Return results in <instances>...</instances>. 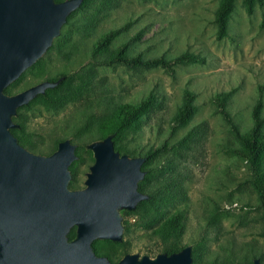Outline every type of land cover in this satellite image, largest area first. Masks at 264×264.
Wrapping results in <instances>:
<instances>
[{
  "label": "rangeland",
  "instance_id": "374dc122",
  "mask_svg": "<svg viewBox=\"0 0 264 264\" xmlns=\"http://www.w3.org/2000/svg\"><path fill=\"white\" fill-rule=\"evenodd\" d=\"M218 3L121 0L117 7L99 14L92 28L84 32L85 18L94 10L87 7L62 28L61 33L64 29L69 32L68 41L61 46L53 43L52 49L6 88L13 95L46 80L68 77L63 91L72 94L73 100L63 109L50 111L35 104L21 110L25 131L40 150L33 153L43 156L52 154L58 142L66 139L81 148L99 140L97 127L120 104L137 105L151 93L161 103V110L144 115L138 131L126 139L129 153L125 154L146 161L148 154L158 151L149 167L165 169L152 185L159 186L165 177L176 175L187 200L160 205L156 221L141 218L138 210L130 216L125 213L122 243L93 242L96 255L111 263L128 253L154 257L166 252L153 232L172 214L183 211L185 229L180 244L182 248L193 246L198 264H223L226 260L229 264H251L254 258L264 264V203L253 186L249 164L238 154L239 143L215 111V95L233 90L227 109L240 132L248 133L253 124L252 108L262 87L264 116V6H256L249 16L242 0H236L228 36L217 40L214 12ZM116 29L123 30L113 41V50L141 35L130 45L129 56L171 60L190 52L203 57L205 64L178 65L173 76L160 67L94 66L95 42ZM185 90L196 94L197 112L186 127L172 133L171 119ZM191 129L201 130L199 138L180 157L174 155L172 147ZM86 152L90 151L82 155L72 177L73 190L84 188L85 174L93 164L91 152L90 156ZM168 168H173L174 174ZM213 212L219 215L217 221H210Z\"/></svg>",
  "mask_w": 264,
  "mask_h": 264
},
{
  "label": "water",
  "instance_id": "95a60500",
  "mask_svg": "<svg viewBox=\"0 0 264 264\" xmlns=\"http://www.w3.org/2000/svg\"><path fill=\"white\" fill-rule=\"evenodd\" d=\"M83 1L0 0V264H193L191 245L154 257L128 253L116 263L96 255L93 242L122 243L124 214L149 200L139 191L147 175L145 159L117 151L114 133L83 146L93 164L84 188L76 190L69 184L78 145L66 139L43 156L12 133L20 128L18 110L57 88L64 77L13 95L6 88L48 52ZM251 264L261 262L254 258Z\"/></svg>",
  "mask_w": 264,
  "mask_h": 264
},
{
  "label": "trees",
  "instance_id": "16d2710c",
  "mask_svg": "<svg viewBox=\"0 0 264 264\" xmlns=\"http://www.w3.org/2000/svg\"><path fill=\"white\" fill-rule=\"evenodd\" d=\"M59 2L58 0H56ZM121 0H84L80 9L72 13L67 22L78 12L87 7H94L92 14L87 15L82 30L88 32L95 21L98 20V15L106 13L107 11L117 7ZM236 0H219L218 7L214 12V23L216 26V39L222 40L228 36L229 21L231 14L235 8ZM245 12L251 16L255 7L264 6V0H242ZM68 25V23H67ZM123 29L111 30L101 36L94 44L92 49L93 64L94 66H106L113 67L116 65L125 66L127 68H138L141 70H147L152 68L160 67L164 69L169 75H174V68L178 65H191L205 64V59L198 55L190 52H184L174 59L167 60L163 56L155 58H143L141 54L135 56H129L128 50L133 42L138 41L141 35H137L131 39V41L123 44L119 48L113 50L111 45L115 38L121 33ZM69 32L67 29L63 30L60 37H58L54 44L61 46L68 41ZM54 45L50 48L52 49ZM64 77V80L54 90H49L44 96H38L28 106L22 107L18 110V116L15 122L19 125V129L13 130V135L18 139L19 143L32 152H40L39 147L32 142L31 136L25 131V118L21 113L22 109H30L32 105L41 104L46 110L58 111L63 109L71 100L73 95L65 93L63 87L68 83V77ZM21 78V77H20ZM57 80V79H56ZM18 81V80H17ZM16 81V82H17ZM49 81H55L49 80ZM5 93L9 94L10 89H6ZM234 91L220 92L215 95V111L221 115L224 122L229 127L231 133L240 145L238 154L249 164L253 172V186L257 189L260 194V198L264 203V116L263 111V89L259 87L258 97L252 108V127L246 134H242L232 119L227 106L233 95ZM196 94L190 90H185L182 97V102L177 108L175 114L171 119L172 133L186 127L190 121L194 118L197 107L195 104ZM162 106L159 100L154 94L149 96L138 103L137 105L120 104L116 107L110 117L104 121L96 129L98 138H104L109 134H115L114 136V147L117 151L122 154L129 153L125 147V141L129 135L134 134L139 129V125L142 118L146 114H150L161 110ZM89 128L85 129V131ZM200 129H191L186 135H184L177 143L173 146V154L180 157L182 152L189 150L191 144H193L200 136ZM155 153L148 154L146 161L144 162L142 169L147 171V176L143 182L139 184V191L147 194L149 200L142 202L138 208V212L142 217L149 218L148 221H156L159 212L157 208L160 205L169 206L179 201H186V191L183 187L182 181L178 176H167L165 177L159 186L152 185V182L156 181V176L165 169L163 166L152 167L153 160L157 159L158 155ZM85 153L83 148L78 147L76 149V155L79 157L78 161L74 162L70 171L72 177H75L76 166L82 160V155ZM90 156V152H86ZM162 155V153L160 154ZM159 155V156H160ZM167 169V168H166ZM168 170L174 174L173 168ZM160 175V174H159ZM159 184V182L157 183ZM70 188H74L72 182L69 184ZM152 187H154L152 189ZM130 216L131 214H127ZM210 221H217L219 215L217 212H213L209 215ZM185 229V213L178 211L172 214L157 230L153 232V235L158 237L161 241L164 250L167 253L177 252L182 249L180 239L184 234ZM75 236V230L70 233V238ZM119 244V243H118ZM96 253V252H95ZM193 264H198L200 259L195 253L192 254ZM247 260V257L242 259ZM223 264H229L226 260Z\"/></svg>",
  "mask_w": 264,
  "mask_h": 264
}]
</instances>
